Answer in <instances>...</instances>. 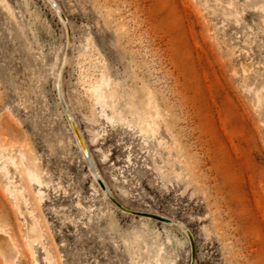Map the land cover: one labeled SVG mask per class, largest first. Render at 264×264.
<instances>
[{
  "label": "rangeland",
  "instance_id": "obj_1",
  "mask_svg": "<svg viewBox=\"0 0 264 264\" xmlns=\"http://www.w3.org/2000/svg\"><path fill=\"white\" fill-rule=\"evenodd\" d=\"M65 106L111 198L180 226L103 196ZM0 235L13 264H264V0H0Z\"/></svg>",
  "mask_w": 264,
  "mask_h": 264
},
{
  "label": "bare ground",
  "instance_id": "obj_2",
  "mask_svg": "<svg viewBox=\"0 0 264 264\" xmlns=\"http://www.w3.org/2000/svg\"><path fill=\"white\" fill-rule=\"evenodd\" d=\"M53 6L55 7V10H56L58 16L60 17L61 21L65 25L66 30H67V34H69V28H68V25L66 23V19L64 18V16L61 15L60 11L56 8V6L55 5H53ZM59 96H60V100H63L61 92L59 93ZM65 108H66V111H67V115L70 118V121H68V124H69L70 130H71V133H72V135L74 137L75 143L77 144L82 156L86 160L87 166L89 168V172H90L93 180L96 182V184L99 187V190H101V192H102V194H103V196L105 198L106 197L107 198L111 197V192L108 189V187L106 186V184L104 183V181L101 179V177H100V175H99V173H98V171L96 169V166L94 164V160H93L91 154L88 151V147L86 145V142H85L81 132L77 128L76 123L74 122V119L72 118V116H71V114L68 111L66 106H65ZM34 180L37 182V184H39V181L37 179H34ZM38 194L40 195L41 193L38 192ZM40 197H41V195H40ZM120 206H122V205H120ZM142 218H145V217H142ZM147 219H150V218H147ZM164 220H165V222H161L162 224H165V225H168V226H175V225L177 227L180 226V224L178 222H175L173 220L166 219V218H164ZM29 224L30 223H28V225ZM181 229L184 230V227L181 226ZM27 230H28V238L30 239V241H34L35 238H36V234H35L36 231L35 232L33 231V228L31 227V224L27 227ZM0 253L4 257L6 264H13L14 263V259H15V256H16L15 255L16 254L15 253V249H14L13 245L10 243V241L8 239H6V237H4L3 235L2 236L0 235Z\"/></svg>",
  "mask_w": 264,
  "mask_h": 264
},
{
  "label": "water",
  "instance_id": "obj_3",
  "mask_svg": "<svg viewBox=\"0 0 264 264\" xmlns=\"http://www.w3.org/2000/svg\"><path fill=\"white\" fill-rule=\"evenodd\" d=\"M63 110H64V114L66 115V118L68 121H70V118L69 116L67 115V111H66V108L63 107ZM114 204H116V206H118V208H120L121 210L125 211V212H129L131 214H134L136 216H145V217H148V218H152L154 220H157L159 222H165L164 218L160 217V216H157V215H153V214H148V213H142V212H134V211H128L126 210L124 207L120 206L118 203H116L111 197H108Z\"/></svg>",
  "mask_w": 264,
  "mask_h": 264
}]
</instances>
